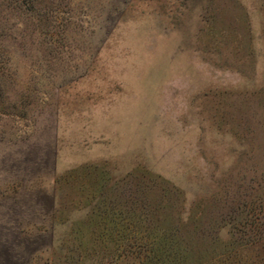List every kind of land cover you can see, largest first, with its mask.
<instances>
[{"label": "rangeland", "instance_id": "1", "mask_svg": "<svg viewBox=\"0 0 264 264\" xmlns=\"http://www.w3.org/2000/svg\"><path fill=\"white\" fill-rule=\"evenodd\" d=\"M34 139L64 165L31 264H264V0H0V171Z\"/></svg>", "mask_w": 264, "mask_h": 264}, {"label": "crops", "instance_id": "2", "mask_svg": "<svg viewBox=\"0 0 264 264\" xmlns=\"http://www.w3.org/2000/svg\"><path fill=\"white\" fill-rule=\"evenodd\" d=\"M17 145H21L18 159L0 171V235L19 237L13 246L19 253L16 259L31 264L38 253L52 250L58 239L55 181L64 154L55 141L48 145L34 139ZM27 247L32 254L24 261L20 254Z\"/></svg>", "mask_w": 264, "mask_h": 264}, {"label": "trees", "instance_id": "3", "mask_svg": "<svg viewBox=\"0 0 264 264\" xmlns=\"http://www.w3.org/2000/svg\"><path fill=\"white\" fill-rule=\"evenodd\" d=\"M18 0H11V3H13V2H17Z\"/></svg>", "mask_w": 264, "mask_h": 264}]
</instances>
